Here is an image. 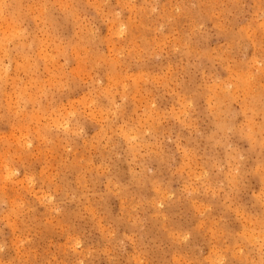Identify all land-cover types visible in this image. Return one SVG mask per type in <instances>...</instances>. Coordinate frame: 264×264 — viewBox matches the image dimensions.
Returning <instances> with one entry per match:
<instances>
[{"label": "rangeland", "instance_id": "obj_1", "mask_svg": "<svg viewBox=\"0 0 264 264\" xmlns=\"http://www.w3.org/2000/svg\"><path fill=\"white\" fill-rule=\"evenodd\" d=\"M0 264H264V0H0Z\"/></svg>", "mask_w": 264, "mask_h": 264}]
</instances>
